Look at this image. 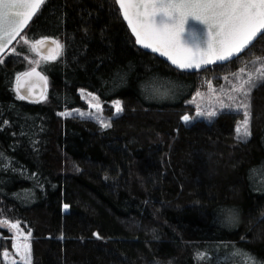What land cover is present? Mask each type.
<instances>
[{
	"label": "trees",
	"instance_id": "1",
	"mask_svg": "<svg viewBox=\"0 0 264 264\" xmlns=\"http://www.w3.org/2000/svg\"><path fill=\"white\" fill-rule=\"evenodd\" d=\"M118 8L46 0L0 58V218L31 231V264H264V82L252 88L251 135L241 139L243 113L209 122L190 103L203 74L264 62V36L239 59L182 72L136 43ZM21 37L63 45L38 65L49 79L38 103L14 91L32 53ZM163 86L171 98L149 100L145 90ZM82 89L122 99L111 127L59 115L86 104ZM222 205L242 210L231 230L216 222ZM11 245L2 229L0 261Z\"/></svg>",
	"mask_w": 264,
	"mask_h": 264
},
{
	"label": "snow or ice",
	"instance_id": "2",
	"mask_svg": "<svg viewBox=\"0 0 264 264\" xmlns=\"http://www.w3.org/2000/svg\"><path fill=\"white\" fill-rule=\"evenodd\" d=\"M45 2L46 0H0V53H3L5 48L28 27L33 16L38 13L41 5ZM114 3L119 5L117 11L122 10L123 19L127 21L135 35L136 43L167 57L172 65L182 71L198 72L202 68L206 69L208 65L223 64L233 58L239 59L240 54L249 48L254 40L264 36V0H114ZM158 13H164L168 17L174 16V22L158 26L154 20ZM189 16L206 22L210 30L215 28L214 34L210 32L211 39L205 50L193 49L181 42V33L185 30V22ZM21 40L24 44H29L26 38L21 37ZM48 42L47 38L35 40L30 44L31 51L39 54L41 48ZM51 44L55 45V48H50L48 55L43 57L46 61L56 60L59 54L58 50L62 51L63 49V45L56 40H51ZM11 52L15 53V48ZM2 62L0 60V63ZM31 63L38 64L39 61ZM36 80L44 84L47 83L46 78L37 71L36 67H31L29 71L15 76L14 91L20 100L31 99L32 102L38 103L46 99L43 92L39 97H34L32 84ZM257 82H264V68L257 69L255 76L249 73L248 79L241 83L237 91L247 97L251 89L256 87ZM199 95L197 93V96ZM93 99L98 100L96 97ZM230 99L234 100L231 97ZM91 107L97 113L101 111V105L98 102L91 104ZM114 107L115 113L119 115L122 112L121 102L116 101ZM197 107L199 108V106ZM220 107L221 110L228 109L234 113H243L245 116L243 122L235 128L237 139L251 135L247 104L243 101L224 104L221 101ZM217 114L214 110H198L196 116L205 117L211 122V118ZM59 115L70 116L73 113L61 112ZM76 115L81 117L87 115L96 119L101 127H111L110 123H105L103 119H97L91 112H77ZM182 119L185 122L190 120L187 115ZM0 223L7 224V227L17 234L14 248L15 252L19 254L21 264H31V245L27 242L20 243L22 229L19 223L8 224L6 221H0ZM95 235L99 237L98 233ZM30 236L29 230L28 235L23 236L24 241H29ZM9 255V252H3L4 258ZM199 258L204 259L203 254H200ZM0 264L3 262L0 261ZM12 264H16V261L13 260Z\"/></svg>",
	"mask_w": 264,
	"mask_h": 264
},
{
	"label": "rangeland",
	"instance_id": "3",
	"mask_svg": "<svg viewBox=\"0 0 264 264\" xmlns=\"http://www.w3.org/2000/svg\"><path fill=\"white\" fill-rule=\"evenodd\" d=\"M19 43L20 45H24V47L28 48L31 51L30 44L32 42H29V44H24L23 41H20ZM43 57L44 56L40 54L32 52L29 56H27L28 67L31 68V67L38 66L42 62ZM32 61H39V63L34 64V63H31ZM236 66L237 67L235 68L227 69L225 73H217V74L209 73V75L203 74L202 86L200 87V89H198L196 94L190 100L191 101L190 103L193 104L196 110V113L198 110L200 111L214 110L217 113H219L221 111V107H220L221 101L224 104H234L236 102L243 101V103L249 106V96H250L252 89L247 97L242 96L237 90L240 88L241 83L244 80L248 79L249 73H252L253 76H255L257 69L264 68V62H238ZM241 69H243V71H241ZM245 88H247V85H245ZM172 89H173L172 86L170 87L169 86L151 87L149 89L147 88L145 90V93L147 97L149 98V100L163 102L171 98L170 95H171ZM197 93H199L200 95L197 96ZM80 94L86 104L82 107L68 109L63 112L73 113L72 116H78L76 115L77 112H84V113L91 112L97 117V119H103L105 123L111 124L113 117L117 115L115 113L114 103L116 101H119L121 102V105H123L121 98H114L110 101H107L94 91L82 89L80 90ZM93 97L98 98V100L93 99ZM230 97L234 98V100L230 99ZM194 100H195V103H193ZM89 101H91V103H89ZM97 102L101 105V111L99 113H97L96 110L91 107V104H94ZM197 106H199V108ZM187 116H189L190 120L192 119L191 115L187 114ZM78 117H81V116H78ZM81 118H90L92 120L97 121L96 119H93L87 115ZM198 118H205V117L201 116ZM244 119L245 118L241 119L240 124L243 122ZM0 221H6L8 224L18 222L20 225V228L22 229V235L20 236V243H25V242L30 243V240L24 241L23 239V236L28 235L29 230H27V228H25L21 224L20 221L11 220L8 218H0ZM2 229L8 230L12 236L11 248H5L3 250V252L7 251L10 254L9 257L7 258H4L2 254V259H3L4 264H12L13 260L16 261V264H21V262L19 261V254L15 252V248H14V244L17 242L16 240L17 234L14 231L10 230L7 227V224L0 223V232Z\"/></svg>",
	"mask_w": 264,
	"mask_h": 264
},
{
	"label": "water",
	"instance_id": "4",
	"mask_svg": "<svg viewBox=\"0 0 264 264\" xmlns=\"http://www.w3.org/2000/svg\"><path fill=\"white\" fill-rule=\"evenodd\" d=\"M42 6V5H41ZM40 10V9H39ZM38 10V11H39ZM121 14H122V17H123V12L121 10ZM175 15V14H174ZM35 16H33L34 18ZM32 18V20H33ZM31 20V21H32ZM154 20L155 22L157 23L158 26L162 25L163 23H173L174 22V16L173 17H168L166 14L164 13H158L155 17H154ZM31 21L29 22V24L31 23ZM125 22L127 23V21L125 20ZM128 25V23H127ZM129 26V25H128ZM27 28V27H26ZM26 28L20 33L19 36L16 37L15 40L12 41L11 44H9L3 53H0V58L6 54L10 48L15 44V42L19 39V37L22 35V33L26 30ZM130 28V26H129ZM184 31L181 33V42L184 43L186 46H189V47H192L193 49H196V48H199L201 50H205L207 47H208V43H209V40L211 39V36H210V32L214 34L215 32V28H212L210 30L209 28V25L202 21V20H198L196 19L195 17H192V16H189L187 17L186 19V22H185V26H184ZM131 30V28H130ZM132 32V31H131ZM133 34V33H132ZM134 35V34H133ZM135 37V35H134ZM136 38V37H135ZM51 40L53 39H48V43H46L42 48H41V51H40V55L42 56H47L48 55V50L50 48H55V45L51 44ZM256 40H254L255 42ZM253 42V43H254ZM252 43V44H253ZM141 46V45H140ZM142 48H144L143 46H141ZM250 48V47H249ZM247 48V49H249ZM152 53H154L155 55H157L158 57L164 59L165 61H167L173 68L177 69L175 65H172L171 64V61L165 57V56H162L160 53H155L153 52L151 49H147V48H144ZM246 49V50H247ZM246 50H244L240 55H242ZM236 58H233L232 60H234ZM230 60V61H232ZM228 61V62H230ZM228 62H225L223 64H226ZM221 63H217V64H214V65H219ZM214 65H208L207 68L211 67V66H214ZM37 68V71L41 73L42 76H44L46 78V81L47 83L44 84L43 82L39 81V80H36L33 82L32 84V87H33V93H34V97H39V95L41 94V92H43L45 95H47L48 93V90H49V79L48 77L45 75V73L39 68V66H35ZM206 68V69H207ZM31 68H28L27 70L25 71H29ZM179 70V69H177ZM205 70V68H202L200 71H203ZM24 71V72H25ZM179 71H182V70H179ZM198 71V72H200ZM182 72H187V71H182ZM198 72H188V73H198ZM15 85H16V82H15ZM23 94V93H21ZM27 101L29 102H32L31 99H28Z\"/></svg>",
	"mask_w": 264,
	"mask_h": 264
},
{
	"label": "clouds",
	"instance_id": "5",
	"mask_svg": "<svg viewBox=\"0 0 264 264\" xmlns=\"http://www.w3.org/2000/svg\"><path fill=\"white\" fill-rule=\"evenodd\" d=\"M264 217V210L260 213ZM242 210L236 205H222L216 209V222L217 224L227 230L236 227L241 219Z\"/></svg>",
	"mask_w": 264,
	"mask_h": 264
}]
</instances>
